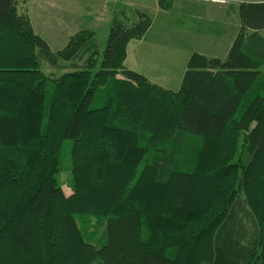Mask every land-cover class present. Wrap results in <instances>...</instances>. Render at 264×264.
Returning <instances> with one entry per match:
<instances>
[{"label":"trees","instance_id":"obj_1","mask_svg":"<svg viewBox=\"0 0 264 264\" xmlns=\"http://www.w3.org/2000/svg\"><path fill=\"white\" fill-rule=\"evenodd\" d=\"M18 1L0 0V264H264V0L175 90L124 66L145 13L54 52ZM58 57L72 69L46 75ZM77 216L104 224L97 243Z\"/></svg>","mask_w":264,"mask_h":264},{"label":"rangeland","instance_id":"obj_2","mask_svg":"<svg viewBox=\"0 0 264 264\" xmlns=\"http://www.w3.org/2000/svg\"><path fill=\"white\" fill-rule=\"evenodd\" d=\"M125 1V0H124ZM132 2V5L125 6L123 1L119 3L117 6L116 2L114 4H103L98 0H19L18 8L25 13H28L32 18V23L37 32H41L44 36H46L50 42V49L54 52L61 51L66 48V44L69 38L76 34L78 31L86 30L93 34L92 38L96 40L98 46L102 48L105 44L107 34H108V26L106 22L108 20L109 12L115 10L118 14L123 12L125 16L120 18L121 22L125 25H130L131 23L138 20V14L134 13L133 10L139 7V3H146L149 0H129ZM214 1V0H211ZM215 1H224L225 6L230 5L229 16L222 15L220 18L224 20V27H227L222 36H219L216 32L217 27L211 21H207L206 29L208 32L215 31V34H205L203 32L202 17H181L179 15L170 14L167 16L160 17L155 14L152 10V6L145 9L149 13V17H153V28L151 29V33L146 37L145 44H164L163 49L160 51H152L153 58L149 59L151 67L148 65H144L140 67L142 72L151 71L155 75H160L159 78H163L170 72L171 76L174 78L176 73H178V58L175 59L174 54H169L166 51L168 44L178 45L181 51L185 52H202L207 55H215L218 58H223L227 54L228 47L227 42L231 40L232 43L233 38L236 31L234 32L233 26L238 23L236 19L235 12L238 4L241 0H215ZM251 1V0H246ZM146 3V4H148ZM169 3H172V0H165L164 5L168 6ZM134 4V5H133ZM137 8H135V7ZM84 8L92 9L90 11H86ZM140 9V8H138ZM143 10L144 9H140ZM139 11V10H138ZM211 13L216 15L220 14L217 10V7L214 6V9L211 10ZM213 15V16H214ZM190 18V20H189ZM210 18V17H208ZM166 22V27L163 28L167 32V35H154L152 32L156 31L157 28L160 27V24ZM181 20H189L187 23L180 24ZM230 22V23H229ZM230 24V27H229ZM189 27V29H188ZM231 28V30H230ZM233 30V31H232ZM237 30V29H236ZM233 33V34H232ZM261 35L264 37V31L261 32ZM223 39V43L226 44L225 47L223 43H220V40ZM143 41V42H144ZM136 43V42H134ZM168 43V44H167ZM166 46V47H165ZM183 53H178V56H182ZM187 54V53H185ZM41 60V70L48 76L57 77L62 73H65L72 68L69 67L71 61L75 60H66L62 57L57 58V66L50 65L45 59ZM76 63H81L80 60H76ZM127 65V66H126ZM126 68H128L127 61L125 62ZM98 68V64H96V68ZM131 69V68H129ZM262 70L264 71V64L262 66ZM140 71V73H142ZM147 74V73H146ZM153 78V77H152ZM175 88H178L179 82L170 83ZM244 105V104H243ZM243 105L238 109L236 115L238 116L242 109ZM69 150H70V141L65 140L62 143L59 152L60 158V173L57 175L58 181L62 186V189L65 194L71 193L69 184H70V160H69ZM81 229L87 235L91 232L93 233V242L97 243V241L101 238V235L104 230V224L99 223L93 217H85L81 218L77 216ZM80 219V220H79Z\"/></svg>","mask_w":264,"mask_h":264},{"label":"crops","instance_id":"obj_3","mask_svg":"<svg viewBox=\"0 0 264 264\" xmlns=\"http://www.w3.org/2000/svg\"><path fill=\"white\" fill-rule=\"evenodd\" d=\"M98 1H100L101 3L106 4V5L114 4L116 2L117 3L116 5L119 6V3L122 1H123V4L125 6L132 5V2H130L129 0H125V1L124 0H98ZM245 1L246 0H241L240 3L245 2ZM146 3H148V1ZM146 3L141 4V2H140L138 4L139 5L138 8L144 9V11L140 10L134 6L137 9H134L133 12L136 14L141 12V13H145L146 15L149 16V13L147 11H145V9L148 8L149 6L150 7L152 6V10L154 11V13L159 15L160 17L165 15L168 18L170 16V14H172V13H173V15H179L183 18L184 17L193 18L195 16L196 17H198V16L202 17L201 19L203 20V23H202L203 25H200L199 28L202 27L203 32L205 34H209V35L215 34L214 30L208 32L206 29L207 21H211V20H213L212 21L213 26L215 25L217 27V29H219V30H216L217 31L216 33L219 36H222V34H224L225 31L227 30V27H224L225 22L222 19L224 18V15L229 16L230 5L225 6L224 1L222 2V1H215V0L214 1H211V0H172V3L171 4L169 3L168 6H165V5L161 6L159 4L158 0H149V3L148 4H146ZM214 6L217 7V10L220 12V14L214 15L211 13V10L214 9ZM84 9H86V8H84ZM91 10L92 9H90V8L86 9V11H90V12H91ZM221 15L223 17L222 19L220 18ZM28 16H29V14H28ZM123 16H125L123 14V12H120L117 14L115 12V10H113V11L109 12V16H108V20H107L106 24L110 25L113 18H117L120 20V18H122ZM235 16H236V19L238 20V23H237V26L236 25L233 26L234 32L236 31L235 35L230 36L233 38V40H234V38L238 32L239 26H240L238 6H237V9L235 12ZM208 17H210V18H208ZM29 18H30V22H31V25H32L34 31L37 32V30L33 26L32 18L30 16H29ZM190 18H189V20H190ZM189 20H181L180 24L187 23V21H189ZM167 21L168 20L166 19L164 22H162L160 24V27L157 28L156 31L155 32L153 31L152 33L154 35H161V37H162V35H167L166 31H168V30L163 29L166 27ZM153 26H154L153 25V17L152 18L150 17V26L148 27L146 32L142 35V37L137 38V39H131L127 43V45H126V58L124 60V66H125V62L127 61L128 69L131 68L132 70L140 73V71L142 72L140 67H143V64L144 65L149 64L148 67H151L149 59L154 57L152 55V51L155 50L158 52V51H160V49H163L162 45H164V44H145L144 40H146V37L149 34V32L151 33V29L153 28ZM229 27H230V24H229ZM108 28H109V26H108ZM188 29H189V27H188ZM230 30H231V28H230ZM37 33L40 34L41 36H43L48 41V44L50 45V42L46 36H44L41 32H37ZM230 41L231 40H228L227 46H231L232 43ZM134 42H136V43H134ZM220 43H223V39L220 40ZM168 45L169 46H167L166 51H168L169 54H174L175 59L178 58V73H176L175 77L173 78L171 76L170 72H168V74H166V76H164V79L159 78L160 76H162V74L155 75L151 71L142 72L141 74L144 75L152 83H155V84L162 86L166 89L175 90V89H177V88H175L176 86L173 87L172 85H170V83L172 84L173 82H176V83L179 82V85H180L183 73L186 69V64H187L188 58L193 52H185V53H187V54H185L183 51H181V49H179L178 45H174V44H168ZM223 45L225 47L226 44L223 43ZM229 48L230 47H228V49ZM180 52L183 53L182 56L181 55L178 56V53H180ZM196 52H198V51H196ZM199 53H202V52H199ZM202 54H204L206 56H210V57H217L215 55H207L205 53H202Z\"/></svg>","mask_w":264,"mask_h":264}]
</instances>
